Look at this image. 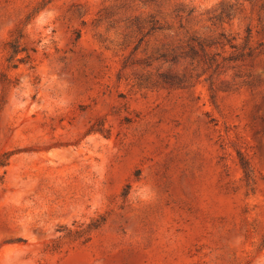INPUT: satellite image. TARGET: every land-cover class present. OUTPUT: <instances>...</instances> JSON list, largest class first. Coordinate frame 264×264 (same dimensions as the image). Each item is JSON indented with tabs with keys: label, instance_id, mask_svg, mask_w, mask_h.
Here are the masks:
<instances>
[{
	"label": "rangeland",
	"instance_id": "obj_1",
	"mask_svg": "<svg viewBox=\"0 0 264 264\" xmlns=\"http://www.w3.org/2000/svg\"><path fill=\"white\" fill-rule=\"evenodd\" d=\"M0 162V264H264V0H0Z\"/></svg>",
	"mask_w": 264,
	"mask_h": 264
},
{
	"label": "trees",
	"instance_id": "obj_2",
	"mask_svg": "<svg viewBox=\"0 0 264 264\" xmlns=\"http://www.w3.org/2000/svg\"><path fill=\"white\" fill-rule=\"evenodd\" d=\"M0 165H3L2 162H0ZM242 165L246 169V165L244 163Z\"/></svg>",
	"mask_w": 264,
	"mask_h": 264
}]
</instances>
